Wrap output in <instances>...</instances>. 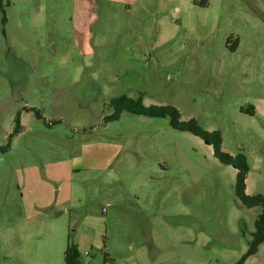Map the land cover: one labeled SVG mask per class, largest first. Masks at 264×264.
Returning <instances> with one entry per match:
<instances>
[{
	"label": "rangeland",
	"instance_id": "rangeland-1",
	"mask_svg": "<svg viewBox=\"0 0 264 264\" xmlns=\"http://www.w3.org/2000/svg\"><path fill=\"white\" fill-rule=\"evenodd\" d=\"M121 96L220 131L264 196V0H0V264H65L68 245L83 264L246 255L262 210L237 170L168 118L111 120ZM94 144L120 151L106 166Z\"/></svg>",
	"mask_w": 264,
	"mask_h": 264
},
{
	"label": "trees",
	"instance_id": "trees-1",
	"mask_svg": "<svg viewBox=\"0 0 264 264\" xmlns=\"http://www.w3.org/2000/svg\"><path fill=\"white\" fill-rule=\"evenodd\" d=\"M110 106L114 110L113 121L119 120L121 114L143 116L153 119H169L170 126L180 132L191 133L208 144L213 149L214 157L223 165L232 166L237 170L236 175V195L242 205L248 209L260 207L261 213L255 223V232L252 234V241L249 243V249L246 255L236 264H245L247 259L259 252L261 245L264 244V196L261 194L250 196L247 194V176L250 172V164L245 154L239 153L235 156L225 152L223 146V136L220 131H207L197 120L191 119L183 121L180 111L174 106H146L143 103V97L132 99L128 96H121L112 100ZM41 119L42 116L37 114ZM20 120H17L14 134L19 133ZM11 139V137H10ZM10 149V143L0 148L1 153H6ZM65 264H83L80 260V254L75 245H68L65 252Z\"/></svg>",
	"mask_w": 264,
	"mask_h": 264
},
{
	"label": "crops",
	"instance_id": "crops-1",
	"mask_svg": "<svg viewBox=\"0 0 264 264\" xmlns=\"http://www.w3.org/2000/svg\"><path fill=\"white\" fill-rule=\"evenodd\" d=\"M99 145H87L84 149L85 155L90 157L91 159L95 160L97 157V160H105L104 165H109L111 162V159L115 157L118 152L120 151V147L108 144L103 145L101 147H97ZM89 160L91 161V159ZM86 160V158H85Z\"/></svg>",
	"mask_w": 264,
	"mask_h": 264
},
{
	"label": "water",
	"instance_id": "water-1",
	"mask_svg": "<svg viewBox=\"0 0 264 264\" xmlns=\"http://www.w3.org/2000/svg\"><path fill=\"white\" fill-rule=\"evenodd\" d=\"M206 144H208V142H206ZM209 145V144H208Z\"/></svg>",
	"mask_w": 264,
	"mask_h": 264
}]
</instances>
